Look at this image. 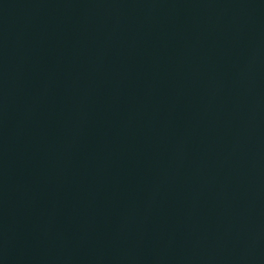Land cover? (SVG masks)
Instances as JSON below:
<instances>
[{
	"label": "water",
	"instance_id": "95a60500",
	"mask_svg": "<svg viewBox=\"0 0 264 264\" xmlns=\"http://www.w3.org/2000/svg\"><path fill=\"white\" fill-rule=\"evenodd\" d=\"M0 264H264V0H0Z\"/></svg>",
	"mask_w": 264,
	"mask_h": 264
}]
</instances>
